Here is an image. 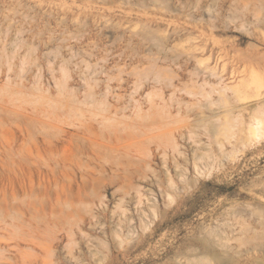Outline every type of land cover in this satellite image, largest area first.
<instances>
[{
  "label": "rangeland",
  "instance_id": "rangeland-1",
  "mask_svg": "<svg viewBox=\"0 0 264 264\" xmlns=\"http://www.w3.org/2000/svg\"><path fill=\"white\" fill-rule=\"evenodd\" d=\"M0 264H264V0H0Z\"/></svg>",
  "mask_w": 264,
  "mask_h": 264
}]
</instances>
